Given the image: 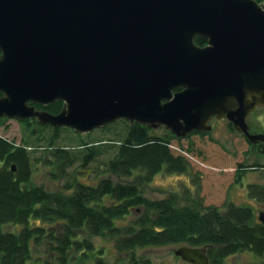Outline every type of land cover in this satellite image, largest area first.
<instances>
[{
    "label": "water",
    "instance_id": "95a60500",
    "mask_svg": "<svg viewBox=\"0 0 264 264\" xmlns=\"http://www.w3.org/2000/svg\"><path fill=\"white\" fill-rule=\"evenodd\" d=\"M0 52V119L80 135L125 120L177 138L226 120L264 151V134L248 125L264 110V7L255 0H0ZM58 101V114L36 107ZM207 252L180 246L174 255L209 264Z\"/></svg>",
    "mask_w": 264,
    "mask_h": 264
},
{
    "label": "trees",
    "instance_id": "16d2710c",
    "mask_svg": "<svg viewBox=\"0 0 264 264\" xmlns=\"http://www.w3.org/2000/svg\"><path fill=\"white\" fill-rule=\"evenodd\" d=\"M255 1L264 7V0ZM195 43L207 45L201 37ZM62 107L58 101L46 110L58 114ZM20 125L21 143L0 135V264H155L147 250L176 245L208 246L209 264H229L228 258L246 251L264 259V224L253 207L230 201L204 206L199 188L196 197L187 190L162 198L146 195L159 174L192 173L187 156L173 145L186 138L119 120L86 138L77 134L80 142L65 147L57 143L69 128L45 127L35 118ZM193 135L204 134L188 137ZM39 162L50 167L59 189L34 180ZM93 164L96 169L85 171ZM246 167L264 171L259 160L242 163L237 183ZM86 173H94L89 182L81 180ZM248 188L250 198L264 204V185Z\"/></svg>",
    "mask_w": 264,
    "mask_h": 264
},
{
    "label": "rangeland",
    "instance_id": "374dc122",
    "mask_svg": "<svg viewBox=\"0 0 264 264\" xmlns=\"http://www.w3.org/2000/svg\"><path fill=\"white\" fill-rule=\"evenodd\" d=\"M251 133L264 134V110H257L248 119ZM213 130L204 135H193L178 142H174V147L182 150V154L187 156L192 165V173L187 175H166L159 174L146 188V195L150 198H162L169 192L186 194L189 191L191 197H196L198 188L200 189V199L204 206H223L227 201L236 205L253 207L256 217L264 212V204L259 203L249 196L250 184L264 185V171L252 170L246 167L242 182H236V170L239 165L246 163L251 165L257 160L264 164V151L260 155L258 150H254L242 134L230 129L227 121L214 120ZM162 130V129H160ZM161 132V131H160ZM95 133V132H92ZM46 136L50 134L45 133ZM0 135L21 143L22 127L17 120L9 119L0 125ZM83 136H86L83 134ZM75 132L64 129L57 146L73 147L80 142ZM192 149L191 153L185 152ZM178 150V149H177ZM176 151V150H175ZM42 151H38L36 156H40ZM43 164L45 162L43 161ZM38 163L34 168V180L38 184H44L50 190H57L60 187L58 182H53L49 176L50 167ZM96 169V164L87 167L85 171L91 172ZM83 174L81 180L89 182L94 173ZM198 174L199 177H196ZM200 179V180H199ZM97 243H102L97 240ZM105 244V243H104ZM179 248L167 246L162 248H152L146 251L155 264H184L183 260L174 255V251ZM264 259L258 257L251 251H246L227 259L229 264H259Z\"/></svg>",
    "mask_w": 264,
    "mask_h": 264
},
{
    "label": "flooded vegetation",
    "instance_id": "af4514ba",
    "mask_svg": "<svg viewBox=\"0 0 264 264\" xmlns=\"http://www.w3.org/2000/svg\"><path fill=\"white\" fill-rule=\"evenodd\" d=\"M1 57V56H0ZM1 94V93H0ZM1 96H2V94H1ZM56 103V102H55ZM55 103H53V104H55ZM53 104H51V105H53ZM51 105H48V106H51ZM48 106H41V105H37L36 107H37V109L38 110H40V111H47L46 110V108L48 107ZM63 108V107H62ZM62 110V109H61ZM49 112V111H48ZM4 119V118H3ZM20 123V122H19ZM228 125H229V123H228ZM44 126V125H43ZM45 127H52L53 129H64V128H67V127H53V126H50V125H46ZM260 145L261 144H257L256 145V147L257 148H260ZM251 146V145H250ZM254 146V145H253Z\"/></svg>",
    "mask_w": 264,
    "mask_h": 264
}]
</instances>
